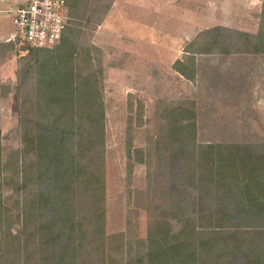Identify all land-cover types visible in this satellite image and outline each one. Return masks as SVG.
<instances>
[{
	"label": "rangeland",
	"instance_id": "rangeland-1",
	"mask_svg": "<svg viewBox=\"0 0 264 264\" xmlns=\"http://www.w3.org/2000/svg\"><path fill=\"white\" fill-rule=\"evenodd\" d=\"M180 1L148 5L156 17L127 21L143 14L132 12L135 0H67L71 21L53 50L0 41L1 248L9 228L21 229L22 204L51 188L47 153L64 127L80 180L100 175L112 264L142 253L149 223L171 209L169 188L179 182L170 155L180 145L264 153V0L205 1L195 14ZM23 2L0 0L8 29L9 10ZM192 130L194 141L182 138ZM79 183L72 195L84 200ZM29 208L34 232L44 218L37 200ZM36 242L28 241L34 256Z\"/></svg>",
	"mask_w": 264,
	"mask_h": 264
},
{
	"label": "trees",
	"instance_id": "trees-1",
	"mask_svg": "<svg viewBox=\"0 0 264 264\" xmlns=\"http://www.w3.org/2000/svg\"><path fill=\"white\" fill-rule=\"evenodd\" d=\"M91 121L100 125L101 132V119L93 116ZM67 131V127L62 129L47 153L54 182L45 195L35 198L40 218H44L39 230H28L29 207L35 201L23 203L21 229L13 233L9 228L8 243L4 242L3 248L0 244V264H31L33 257L34 264H95L93 257L98 264L114 263L103 249L111 238L104 232L100 175L92 173L80 180L82 165L62 146ZM189 137L194 141L193 130L182 138ZM172 157V176L179 185L169 188L171 209L161 211L158 217L163 218L149 223L143 252L137 257L129 255L124 264H140L139 260L143 264H264V153L251 147L209 145L198 154L192 146L180 145ZM182 159L189 167L187 172ZM21 179L26 184L22 175ZM76 180L88 187L84 200L72 195ZM157 225L161 227L156 229ZM255 234L262 237H249ZM33 236L37 239L36 256L28 246ZM116 250L119 253L123 248L117 245Z\"/></svg>",
	"mask_w": 264,
	"mask_h": 264
},
{
	"label": "built area",
	"instance_id": "built-area-1",
	"mask_svg": "<svg viewBox=\"0 0 264 264\" xmlns=\"http://www.w3.org/2000/svg\"><path fill=\"white\" fill-rule=\"evenodd\" d=\"M9 13L14 30L5 41L19 40L32 49L54 48L70 21L67 0H24Z\"/></svg>",
	"mask_w": 264,
	"mask_h": 264
},
{
	"label": "crops",
	"instance_id": "crops-1",
	"mask_svg": "<svg viewBox=\"0 0 264 264\" xmlns=\"http://www.w3.org/2000/svg\"><path fill=\"white\" fill-rule=\"evenodd\" d=\"M135 1H136V4L138 6H137V8L133 7L132 8L133 9L132 12L138 11V12H141L143 14L138 16V17H136V18H132L131 14H126V18L127 19L126 18H124V19L127 20V21L135 20V19H138L140 17L142 18V20L145 21L148 18L153 19V17H156V15H150L151 12H149L150 11V7H148V5L155 6V7H157V6L160 7L161 5L174 4V3L178 2V0H135ZM205 1L207 2V4H209V2H210V0H181L180 3L184 2V4L187 5V6L191 5L192 6V13L195 14L197 12L196 11V7L198 6V9H200V6L203 3H205ZM233 1H235V0H233ZM116 2H117V0H115V4H116ZM142 4H145V5H142ZM234 4L235 3L233 2L232 5L234 6ZM222 8L225 9L224 7H222ZM223 9H221V10H223ZM186 24H188L189 26H193L194 25L193 22H190L189 20L187 21ZM4 25H5L4 18L0 16V41L6 39L10 35L11 31L14 30V29H8V27H5ZM219 26L223 27V25H219ZM4 28H5V30H4ZM133 28H134V26H133V24H131V29H133Z\"/></svg>",
	"mask_w": 264,
	"mask_h": 264
}]
</instances>
